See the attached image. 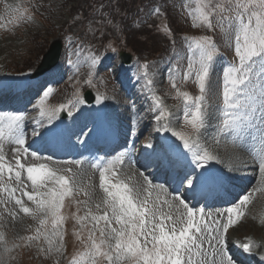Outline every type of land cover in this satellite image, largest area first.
Returning <instances> with one entry per match:
<instances>
[{
    "label": "rangeland",
    "instance_id": "1",
    "mask_svg": "<svg viewBox=\"0 0 264 264\" xmlns=\"http://www.w3.org/2000/svg\"><path fill=\"white\" fill-rule=\"evenodd\" d=\"M214 2L225 3L226 0ZM195 7L196 0H0V78L1 76L18 78L32 74L30 71L35 69L36 63L40 61L49 45L61 40L60 68L68 70L53 85L54 87L48 85L42 87L44 91L52 89L42 105L38 106L40 111L36 113L45 130L51 124L46 115H41V108L53 110L60 108L61 105L72 104V107L64 110L66 115L72 118L78 111V105L84 102L83 91L90 87L94 94L92 104L97 99L110 105H116L119 101L123 114L132 111V108L133 111L136 108L141 110L139 105L137 107L134 104L127 105L132 99L137 98L138 102L145 103V120L135 127V131L141 132L140 130L145 127L143 139L138 143L141 148H147L153 153L158 151L157 147L162 141L160 130L164 125L172 124L174 131L193 135L191 126L184 120L183 99L178 93L187 92L192 97L200 95L195 77L184 80L183 75L187 70L189 57L197 56L195 50L190 51L191 42L204 36L211 37L218 51L209 77L210 87L206 90L204 99L207 124L209 120L211 124L198 139L201 144L211 130L209 135L212 136L211 144L215 148H220L222 154L229 160L233 156L231 148L234 146L240 148L242 144L233 143L230 132L219 133L218 126L222 107V74L224 67L227 66L224 61L227 59L230 64L238 62L234 53L235 32H232L231 37H226L219 27L214 29L194 27L189 10L194 11ZM213 23L215 24V19ZM88 44L92 45L90 46L92 52L87 49ZM105 51L107 55L93 66L91 58H96L97 53L100 55ZM120 51H129L132 54L130 64H123L120 61ZM107 62L110 63V68L106 70L109 65ZM144 65H147V69L143 67ZM119 80H122L123 88L118 84ZM148 81H151V84ZM130 87H133V95L128 98L125 91ZM101 97L103 99H100ZM157 101L161 105L159 109ZM69 111L72 115L68 114ZM161 111L166 113L167 120L155 119ZM60 113L61 111L58 114ZM117 119L116 117L115 120ZM124 119L126 124L133 121V118ZM31 130L34 135L38 133L37 128ZM220 140L223 143H220ZM0 148H2L0 155L5 157L3 163L13 168L11 177L7 170L0 175V264H70L73 256L84 251L85 244L90 243L87 239L90 231H95L99 239V231L93 228L94 221L91 220L89 213L99 215L105 210L103 205L105 194L100 188V171L90 169L81 162L54 159L56 157L48 154L32 156L31 150L27 149L25 153L24 146L17 145L6 137L0 140ZM17 149L25 168L43 164L70 181L72 191L64 198L60 209L66 223V233L63 241L53 237L54 244L51 250L44 235H39L38 239H29L37 236V228L41 229V233L47 232L51 236V218L49 217L45 225L41 226L39 220L43 216L26 214L21 211L20 205L15 203V198H19L24 206L33 210L36 207L33 201H29L23 195L24 191L32 192L33 186L27 179L26 170L16 167ZM221 150L216 149L214 155L219 156L218 152ZM46 156L49 158H45ZM144 160L139 158L135 162L140 166ZM229 161L230 166L240 167V155H235ZM232 161L235 165L231 164ZM239 167L232 170L241 172ZM141 168L144 174H149L152 169L149 166ZM105 170V176L111 183H126L132 188L137 193L138 202L146 199L149 206L158 207L162 214H171L175 218L177 206L173 198L160 188L144 182L136 168L129 163L112 160ZM15 171L21 172V182L16 181ZM166 177L164 174L163 178ZM46 183L49 187L54 186L51 182ZM230 183L236 182L230 180ZM37 187L41 191L47 190L39 185ZM256 196L255 202L248 209V214L237 217L240 222L245 216L238 228L234 227L237 229L232 235L238 236L241 241L246 237L255 238L257 251L263 254L264 192H258ZM97 204L101 205L99 209L96 207ZM179 211L185 212L183 208ZM244 212H247V209L242 211ZM79 217L84 219L78 220ZM204 219H207L213 229L214 221L219 220L218 216L213 214L211 219H208L207 215ZM60 232L62 233V225ZM56 248L60 251H56ZM204 250L206 255L202 252L201 256L195 259L207 260V264H212L214 253L207 240L204 243ZM237 252L244 255L240 250ZM244 258L248 263H252L247 254ZM98 264H106V261L99 258Z\"/></svg>",
    "mask_w": 264,
    "mask_h": 264
},
{
    "label": "snow or ice",
    "instance_id": "2",
    "mask_svg": "<svg viewBox=\"0 0 264 264\" xmlns=\"http://www.w3.org/2000/svg\"><path fill=\"white\" fill-rule=\"evenodd\" d=\"M189 15L194 27L208 29L219 27L226 37H231L232 32H235L234 53L238 62L223 69L222 107L218 132L221 134L230 132L233 143L243 144L250 139L254 144L253 155L260 161L259 168L264 173V0H226L225 3L196 0L195 10L190 9ZM191 50H195L197 56L189 57L183 78L188 80L194 76L200 95L192 97L187 92L178 94L183 99L184 120L191 126L193 135L167 127L162 130L171 131L182 143L183 148L189 151L193 147L197 148L193 153L192 172H195V168L201 171L195 174V179H190V174L186 173L181 180L182 184L186 180L189 187L195 189L213 185L220 180L208 171L209 162L217 160V156L206 148L201 149L198 139L208 127L204 99L205 92L210 87L209 77L218 51L213 39L208 36L193 40ZM91 63L94 66L97 59L93 57ZM143 67L147 69V65ZM148 83L151 84V81ZM175 86L173 81V87ZM51 92V88L46 89L42 99L48 97ZM156 103L159 109L161 107L159 101ZM72 106L61 105L60 108L53 110L41 108V115H46L51 124L60 111ZM68 114L72 115L71 111ZM162 118L167 120L164 111L155 117L157 121ZM23 119V115L20 114L0 115V140L10 136L14 143L24 146L25 140L21 131ZM15 152L16 167L26 170L27 179L33 186L32 192L24 191L23 195L29 201H33L36 207L33 210L24 206L19 198H15V203L20 205L21 211L26 214L43 216L39 220L41 226L45 225L49 217L51 218V236L47 232L41 233V229L37 228V236L29 237L38 239L39 235H44L51 250L54 244L53 237L63 241L60 227L64 217L60 214V209L64 198L72 191L70 181L43 164L25 168L21 163L19 150ZM24 152L27 153V148H24ZM32 156H36V153L33 152ZM4 159L5 157L0 155V175L7 170L11 177L13 168L4 164ZM105 171L104 168L100 169V188L105 194L103 199L105 210L99 215L89 213L91 220L94 221L93 228L99 231V239L95 231H90L87 238L90 243L85 244L84 251L73 256L70 264H98L99 258H103L106 264H207V260L195 259L201 256L202 252L206 255L205 240L213 249L212 264H235L233 258L225 254L224 246L225 234L229 227L237 223L236 217L243 215L238 209L229 207L227 222L216 220L213 229L207 219H204L203 208L196 209L176 196L174 199L179 201V205L186 212H180L178 207L173 218L171 214H162L158 207L149 206L146 199L138 202L137 193L132 188L126 183H111L106 178ZM15 179L21 182L20 171H15ZM46 181L54 186L49 187ZM38 185L47 190H39ZM248 200L249 196H242L241 205ZM96 207L99 209L101 205L97 204ZM207 216L211 219V214ZM83 219L84 217L78 218ZM241 247L243 252L252 253L251 242L244 243ZM56 251L60 249L56 248ZM261 260L264 261V255L261 256Z\"/></svg>",
    "mask_w": 264,
    "mask_h": 264
},
{
    "label": "bare ground",
    "instance_id": "3",
    "mask_svg": "<svg viewBox=\"0 0 264 264\" xmlns=\"http://www.w3.org/2000/svg\"><path fill=\"white\" fill-rule=\"evenodd\" d=\"M58 68H59V65L57 67H55L53 70H51L50 72H52V71H54V70H56ZM50 72H48V73H50ZM22 80H25V79H20V78L9 79V80L6 81L8 83H5L4 86L0 85V96L4 97V95H2V93H1V88L9 86L10 82H21ZM40 80H41L40 78L38 80L37 79L36 80H31L30 79L29 81L30 82L33 81V83H31V85H29V86H25L24 87L25 94L28 93L31 89L34 88L32 86H35L36 81H40ZM26 81H28V80H26ZM120 83H121V81H118L119 85H120ZM18 86H22V85H17L16 87H18ZM120 87H121V85H120ZM132 95H133V87L130 89L129 93H127V97L130 98V97H132ZM9 98L12 99L14 97H12V98L9 97ZM30 99H32V96L29 97V100ZM138 100L136 98L135 101H133V100L129 101L127 103V105L129 106V105L134 104V105H136V107L139 105L141 110H138V108H136V110H134L132 113H127V114H125L123 116V118L127 117L130 120L132 119V117H134L135 120H134L133 124H131L128 127H124L122 125V121H119L116 124V127L118 128V130L120 132H115L116 134H119V135L128 136V141H126V143L128 144L129 152H131V154H133V155H135V154H137V152H139V148L137 147V144L135 143L136 141L134 140L133 129L135 128V126L137 127L141 122H143L145 120V116H146L145 103H143V102L140 103V102H138ZM96 104H97L96 105L97 108H99V109H97L98 110L97 113H94V114L88 113L87 109H86L88 107L83 106L82 110H81V113L74 115L72 120H70L69 118L65 119L64 124H63L64 133L62 135H57L53 131V129H50L49 130V135L47 137L46 144L53 145L54 148H55L54 150L61 149V150H64L66 153L69 154V152H70L69 150L70 149H73L74 147L78 148V146H79V144H72L71 143L70 137L66 133L67 130H69L70 128H72V130L75 132V140H79L81 138H94V139H92V141L94 142L99 136H106V134L109 135L110 133H114V132H112L111 127L108 128V127H106L104 125L102 119L99 116V114H101V113H103L104 115H108V114H110V112H108L107 109H104V105H102V104L100 105V103H96ZM102 108H103V111H102ZM31 110H33V108ZM117 112L120 113V109L119 108L117 109ZM19 114L23 115V117L25 118L26 115H27V112L24 111V108H22V109H20ZM27 118H28L27 123H29V126H31L33 124L32 123V119L33 118L30 117V116L27 117ZM71 122L75 123V125L76 124L77 125L76 126L75 125H71ZM206 122H207V120H206ZM210 124H211V121L209 120L207 129L209 128ZM24 125H26V124L22 123V125H21V129L22 130H23V126ZM212 125H213V121H212ZM171 126H172V124H167L166 126H164V128L167 127V128L172 129ZM212 127L213 126H211V128ZM209 131H210V133L205 137L204 141L201 144L199 143V147L201 149L206 148L212 154H214V151H216V149H219V150H221V149L218 148V147H216V148L213 147V144H211L212 136H209V135H211V130H209ZM162 133L164 135V138L165 137H169V136H173L171 131H167L166 132V131L162 130ZM44 138L45 137H42L40 139H44ZM207 138H209V139H207ZM105 141H107V140H105ZM174 143H176L175 147H181V155L179 156L178 159L185 158L186 159V164H184V165H188V168L184 172V175L182 177H180L181 179H180L177 187L175 188V191H176L181 186L187 187V183L186 184L185 183L182 184L181 180L185 176L186 173L191 174L192 169L194 167V163L192 162L193 152L197 151V148L193 147V149L191 151H189L188 149L183 148L182 143L179 140L176 139ZM220 143H223V142L220 140ZM86 144H87V142L84 140L82 142V145H86ZM121 147H124V145L122 144ZM120 148H118V149H120ZM253 148H254V144L252 143L251 140H249V142H247L246 145L242 144L240 148L239 147H235V146L233 148H231L230 151L233 154L232 158L235 155H238V156L240 155V167L236 166L233 163V161H232L231 164H234L235 166H233V165L230 166L229 163L231 161H229V160H232V158H230L229 160L226 159L225 156L222 154L223 153L222 150L218 152L219 156L216 155L217 156V160L210 161L209 164H208V166L210 167L211 174L219 177L220 180H219L218 183H216L215 190L209 196L210 199H211V202L209 203V205L207 204V208H210L211 205L214 204L213 201L219 200L221 202L222 199L226 198V202L223 203L224 204L223 207L220 210L216 211V213H217V215L219 217V220H221L224 223L227 221V209L229 207H232L234 209H238L240 211V209L246 207L248 205V202H249V200H248V202L245 203L242 206L241 202H240V199L235 201L234 199H231L228 196H226V194L224 193V191L226 189H230L231 188L233 191L234 190L238 191V192L241 193L242 196H246V195L249 196V199H250V196L256 191L259 192V193L264 192V173H262L260 171V168H259L260 161L253 155ZM117 150L114 151L116 156L119 155V153H117ZM116 156H115V159H117ZM155 158H158V157H155ZM174 160H171V161H174ZM155 161H159V160L155 159L152 162L155 165H157V163H155ZM171 161L167 160L166 163L162 162L159 166L157 165V168L155 170L156 172H153V173L149 174L150 176H146V175L142 174L141 169L137 168V167H136L137 168L136 172L137 173L139 172V175H140L139 177L144 182H149L150 183L153 180V177H155L154 180L160 181V178L162 177L163 173L165 172V170H167L166 169L167 168V164H169ZM182 165L183 164H181L178 161H176V163L173 165V167L171 169L170 181L169 182L177 180L179 178L178 171L180 170ZM238 167L240 169H243V170H246V171H243V173L236 174V172H234L233 170H235ZM195 169L197 170L198 168H195ZM249 169L251 170V175H250ZM196 173H198V170H197ZM229 177L230 178H235L238 182H240L241 188L238 189L234 185L227 184L226 179L229 178ZM194 179H195V177H194ZM153 185H157V186H159L161 188V190L167 191V187L165 185L155 184V183H153ZM190 189L191 188H187L186 192H189ZM177 196H179V195H177ZM183 197H185V195ZM180 198L183 199L182 197H180ZM197 200H198V198H197ZM173 202H174V204L177 207H179V209L183 208L182 206L179 205V201L178 200H173ZM185 202H187V201H185ZM196 202H198V201H196ZM253 202H254V200H253ZM188 204L190 205L191 203H188ZM177 207H175V208L177 209ZM236 224H238V223H236ZM236 224L233 225L227 231V233L225 234L226 235V244L224 246L225 254L227 256L232 257L233 260L235 261V264H240L238 262V259H236L235 256H232L231 248L229 247V245L236 244V243L242 244V243H246V242H251V244H252V253H250V254H256V255H260V256L264 255L262 253L261 254L258 253L257 247H256L257 241H256L255 238L249 237L246 240H242V241L239 242V239H238L239 237L232 235L233 234L232 232L234 230H236L241 223L239 225H237V228H234L236 226ZM214 228H215V226H214ZM213 233L215 235V232H213ZM262 262L263 263H261V264H264V261H262Z\"/></svg>",
    "mask_w": 264,
    "mask_h": 264
},
{
    "label": "water",
    "instance_id": "4",
    "mask_svg": "<svg viewBox=\"0 0 264 264\" xmlns=\"http://www.w3.org/2000/svg\"><path fill=\"white\" fill-rule=\"evenodd\" d=\"M59 50H60V46L58 43L51 46L48 53L44 56L43 63L41 67L39 68V70L37 71V73H41L45 71L47 68H49L50 65H52L56 61L58 54H59ZM124 61L128 63L130 61L129 57L127 56L124 59Z\"/></svg>",
    "mask_w": 264,
    "mask_h": 264
},
{
    "label": "trees",
    "instance_id": "5",
    "mask_svg": "<svg viewBox=\"0 0 264 264\" xmlns=\"http://www.w3.org/2000/svg\"><path fill=\"white\" fill-rule=\"evenodd\" d=\"M123 6V5H122Z\"/></svg>",
    "mask_w": 264,
    "mask_h": 264
}]
</instances>
